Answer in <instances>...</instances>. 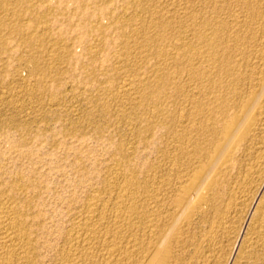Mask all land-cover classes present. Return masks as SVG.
I'll use <instances>...</instances> for the list:
<instances>
[{"label":"rangeland","instance_id":"rangeland-1","mask_svg":"<svg viewBox=\"0 0 264 264\" xmlns=\"http://www.w3.org/2000/svg\"><path fill=\"white\" fill-rule=\"evenodd\" d=\"M0 261L264 264V0H0Z\"/></svg>","mask_w":264,"mask_h":264},{"label":"bare ground","instance_id":"bare-ground-1","mask_svg":"<svg viewBox=\"0 0 264 264\" xmlns=\"http://www.w3.org/2000/svg\"><path fill=\"white\" fill-rule=\"evenodd\" d=\"M184 1H185V0H184ZM164 4H165V3H164ZM253 7H254V6H253ZM187 8H188V7H187ZM183 9H184V8H183ZM192 12H193V11H192ZM151 14H152V13H151ZM150 17H151V16H150ZM204 19H205V18H204ZM114 20H115V19H114ZM114 20H113V22H114ZM164 20H165V19H164ZM164 20H163V21H164ZM196 21H197V20H196ZM109 23H110V22H109ZM115 23H116V22H115ZM161 23H162V22H161ZM112 24H113V23H112ZM206 24H207V23H206ZM208 24H209V23H208ZM115 25H116V24H115ZM116 26H117V25H116ZM164 26H165V25H164ZM203 26H204V25H203ZM205 36H206V35H205ZM209 37H210V36H209ZM201 38L203 39V36H201ZM201 38H200V39H201ZM205 39H206V38H205ZM205 39H204V40H205ZM196 41H197V39H196ZM202 41H203V40H202ZM208 41H209V40H208ZM237 44H238V43H237ZM179 45H180V44H179ZM238 45H239V44H238ZM236 46H237V45H236ZM231 47H232V46H231ZM228 50H229V49H228ZM230 50H231V49H230ZM234 52H235V51H234ZM178 53H179V52H178ZM203 53H204V52H203ZM199 55H200V54H199ZM233 56H234V55H233ZM182 57H183V56H182ZM226 57H227V56H226ZM228 59H229V58H228ZM179 61H180V60H179ZM221 61H222V60H221ZM230 62H231V61H230ZM218 64H219V63H218ZM222 64H223V63H222ZM219 65H220V64H219ZM235 65H236V64H235ZM218 67H219V66H218ZM232 67H233V66H232ZM222 71H223V70H222ZM211 83H212V82H211ZM212 87H213V86H212ZM218 101H219V100H218ZM205 106H206V105H205ZM211 107H212V106H211ZM159 185H160V184H159ZM126 189H127V188H126ZM128 191H129V190H128ZM123 194H124V193H123ZM127 198H128V197H127ZM151 198H152V197H151ZM130 201H131V200H130ZM90 204H91V203H90ZM144 204H145V203H144ZM147 204H148V203H147ZM156 204H157V203H156ZM145 206H146V204H145ZM89 207H90V205H89ZM134 207H135V205H134ZM134 207H131V210L136 209V208H134ZM139 207H140V206H139ZM139 207H138V208H139ZM146 207H147V206H146ZM126 208H127V207H126ZM144 208H145V207H144ZM152 208H153V207H152ZM10 209H11V208H10ZM87 210H88V209H87ZM129 210H130V209H129ZM139 210H140V209H139ZM146 210H147V212H146V211H145V212L148 214L149 211H148V209H146ZM150 210H153V209H150ZM119 211H120V210H119ZM126 211H127V209H126ZM159 211H160V210H159ZM159 211H158V212H159ZM10 212H11V211H10ZM17 212H20V211L17 210ZM145 212H144V213H145ZM153 212H155V210H154ZM156 212H157V211H156ZM158 212H157V213H158ZM13 213H14V212H13ZM130 213H131V212H130ZM151 213H152V212H151ZM141 214H142V215H145V214H143V213H141ZM15 215H16V214H15ZM128 215H129V214H128ZM150 215H151V214H150ZM153 215H154V214H153ZM9 216H10V215H9ZM9 216H7V217H9ZM125 216H126V215H125ZM135 216H136V215H135ZM154 216H155V215H154ZM11 217H12V216H11ZM22 217H23V216H22ZM133 217H134V215H133ZM151 217H152V215H151ZM14 218H16L15 220L18 219L17 217H14ZM145 218H146V217H145ZM148 218H149V217H148ZM152 218H153V217H152ZM127 219H128V218H127ZM7 220H8V218H7ZM11 220H12V219H11ZM121 221H122V220H121ZM124 221H125V220H124ZM147 221H148V220H147ZM7 222H8V221H7ZM17 222H18V221H17ZM149 222H150V221H149ZM152 222H153V221H152ZM152 222H151V223H152ZM18 223H19V222H18ZM151 223H150V224H151ZM16 224H17V223H15V227L17 226ZM19 224L21 225V223H19ZM146 224H148V223H146ZM152 224H153V223H152ZM20 225H19V226H20ZM22 225H23V223H22ZM121 225H122V224H121ZM156 225H157V224H156ZM11 226H12V224H11ZM13 226H14V225H13ZM13 226H12V227H13ZM148 226H149V225H148ZM148 226H147V228L150 227V226H149V227H148ZM9 227H10V225H8V228H9ZM12 227H11V228H12ZM4 228H5V227H4ZM6 228H7V227H6ZM145 228H146V226H145ZM154 228H155V227H154ZM159 228H160V227H159ZM17 229H19L18 226H17ZM8 230H9L10 233H11V231H13V229H11V231H10V229H8ZM20 230H22V229H20ZM20 230H19V231H20ZM110 230H111V229H110ZM142 230H143V229H142ZM160 230H162V229L160 228ZM17 231H18V230H16L15 233H17ZM19 231H18V233H20ZM115 231H116V230H115ZM152 231H154L153 228H152ZM13 232H14V231H13ZM13 232H12V233H13ZM24 232H26V231H24ZM113 232H114V231H113ZM134 232H135V231H134ZM6 233H7V232H6ZM15 233H13V234H15ZM21 233H22V231H21ZM150 233H151V232H150ZM156 233H157V232H156ZM7 234H9V233H7ZM13 234H12V235H13ZM25 234H26V233H25ZM119 234H120V233H119ZM130 234H131V233H130ZM133 234H134V233H133ZM148 234H149V233H148ZM151 234H152V233H151ZM4 235H6V234H4ZM4 235H3V236H4ZM9 235H10V234H9ZM16 235H17V234H16ZM6 236H8V235H6ZM9 237H10V236H9ZM20 237H21V236H20ZM24 237H25V236H24ZM1 238H2V237H1ZM3 238H5V237H3ZM6 238L9 239L8 237H6ZM18 238H19V237H18ZM175 238H176V237H175ZM175 238H174V239H175ZM148 239H149V238H148ZM178 239H179V238H178ZM11 240H13V238H11ZM11 240H10V241H11ZM25 240H26V238H25ZM27 240H28V239H27ZM2 241H4V240H2ZM2 241H1V242H2ZM19 241H20V240H19ZM132 241H133V240H132ZM180 241H181V240H180ZM11 242H13V241H11ZM11 242H9V244H10ZM176 242H177V241H176ZM133 243L136 244V242H133ZM137 243H138V242H137ZM179 243H180V242H179ZM179 243H178V244H179ZM181 243H182V242H181ZM1 244H2V243H1ZM140 244H142V243H140ZM147 244H148V242L146 243V245H147ZM176 244H177V243H176ZM2 245H4V242H3ZM115 245H116V244H115ZM136 245H138V244H136ZM136 245H134V246H136ZM5 246H6V243H5ZM5 246H4V247H5ZM25 246H26V245H25ZM107 247H108V246H107ZM111 247H113V246H111ZM140 247H141V245H140ZM149 247H150V246H149ZM2 248H3V247H2ZM25 248H26V247H25ZM104 248H105V247H104ZM116 248H118V247L116 246ZM122 248H123V247H122ZM143 248L145 249L146 247H143ZM147 248H148V247H147ZM129 249H130V247H129ZM144 249H143V250H144ZM20 250H21V249H20ZM112 250H113V249H112ZM117 250H118V249H117ZM122 250H123V249H122ZM125 250H126V249H125ZM127 250H128V248H127ZM143 250H142V248H141V251H142V252H143ZM146 250H147V252L149 251L148 249H146ZM146 250H144V252H145ZM118 251H119V250H118ZM129 251H131V249H130ZM137 251H139V249H137ZM20 252H21V251H20ZM23 252H24V251H23ZM91 252H92V251H91ZM120 252H121V250H120ZM123 252H124V251H123ZM125 252H126V251H125ZM125 252H124L123 254H125ZM111 253H112V252H111ZM136 253H137V252H136ZM148 253H149V252H148ZM156 253H157V252H156ZM3 254H4V252H3ZM17 254H18V253H17ZM79 254H80V253H79ZM108 254H109V253H108ZM119 254H120V253H119ZM126 254H127V253H126ZM126 254H125V256H126ZM153 254H154V252H153ZM10 255H11V254H10ZM18 255H19V254H18ZM23 255H24V254H23ZM83 255H84V254H83ZM86 255H87V254H86ZM112 255H113V254H112ZM121 255H122V254H121ZM154 255H155V254H154ZM154 255H153V257H154ZM122 256H123V255H122ZM128 256H129V255H128ZM155 256H156V255H155ZM8 257H9V256H8ZM80 257H81V256H80ZM108 257H109V256H108ZM153 257H152V258H153ZM156 257H157V256H156ZM156 257H155V258H156ZM120 258H121V257H120ZM128 258H131V257H128ZM21 259H22V258H21ZM26 259H28V258H26ZM34 260H35V259H34ZM129 260H130V259H129ZM107 261H108V260H107ZM107 261H106V262H107ZM111 261H112V260H111ZM113 261H115V260L113 259ZM151 261H153V260H151ZM3 262H5V261H3ZM32 262H33V260H32ZM32 262H31V263H32ZM109 262H110V261H109ZM115 262H116V261H115ZM18 263H19V262H18ZM107 263H108V262H107ZM134 263H136V262H134ZM141 263H142V262H141ZM0 264H2L1 261H0ZM4 264H5V263H4ZM19 264H20V263H19ZM22 264H23V263H22ZM25 264H26V263H25ZM32 264H33V263H32ZM105 264H106V263H105ZM111 264H112V263H111ZM119 264H120V263H119Z\"/></svg>","mask_w":264,"mask_h":264}]
</instances>
